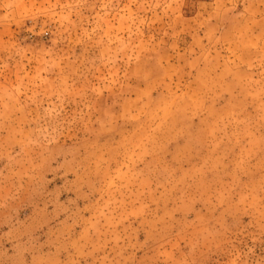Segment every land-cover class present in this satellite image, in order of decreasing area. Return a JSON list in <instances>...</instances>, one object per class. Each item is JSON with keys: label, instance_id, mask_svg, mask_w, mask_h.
Segmentation results:
<instances>
[{"label": "rangeland", "instance_id": "374dc122", "mask_svg": "<svg viewBox=\"0 0 264 264\" xmlns=\"http://www.w3.org/2000/svg\"><path fill=\"white\" fill-rule=\"evenodd\" d=\"M0 264H264V0H0Z\"/></svg>", "mask_w": 264, "mask_h": 264}]
</instances>
